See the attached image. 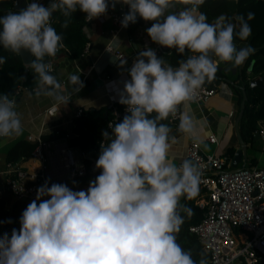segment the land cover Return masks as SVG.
I'll return each mask as SVG.
<instances>
[{"label":"clouds","instance_id":"9594fccd","mask_svg":"<svg viewBox=\"0 0 264 264\" xmlns=\"http://www.w3.org/2000/svg\"><path fill=\"white\" fill-rule=\"evenodd\" d=\"M117 3L128 6L122 27L139 16L152 22L146 30L152 42L191 55L173 67L151 48L138 52L118 101L128 114L109 125L111 134L102 133L105 142L95 164L100 174L86 191L63 183L49 187L45 181L22 212L19 231L0 237V264H209L205 253L194 260L192 251L177 242L184 223L181 213L193 215L181 198L192 200L199 194L202 170L190 159L179 167L170 162L176 137L163 121L176 119L180 107L215 79L218 63L239 67L255 52L234 43L236 37L243 41L251 35L254 13L246 18L220 15L209 23L199 11L205 0H51L47 7L34 0L0 16V46L18 55L30 52L35 95L67 104L84 85L79 74H72L73 91L65 94L51 74L45 58H55L65 47L52 26L53 14L65 17L61 27L66 28L77 8L91 21ZM177 5L185 7L174 10ZM5 63L0 57V65ZM15 109L14 99L0 95V138L23 134ZM177 131L195 136L193 116L179 115Z\"/></svg>","mask_w":264,"mask_h":264},{"label":"crops","instance_id":"0c3cea01","mask_svg":"<svg viewBox=\"0 0 264 264\" xmlns=\"http://www.w3.org/2000/svg\"><path fill=\"white\" fill-rule=\"evenodd\" d=\"M27 2L29 4L34 0H27ZM35 2L47 7L51 0H35ZM182 7L185 6L177 5V9L174 10H179ZM58 15V12L55 13L53 18H58ZM148 23L144 22L138 26H133L130 23L126 28L113 35V23L107 15L86 22L85 28L89 37L88 52L74 58L66 50L61 49L54 58L55 74L59 79L64 80V83L61 84L64 86L62 91L65 94L73 91V85L69 80L72 74H79L84 85L78 92L72 94L67 104L56 103L52 98L43 95L37 97L35 95L36 84L32 88L21 84L17 85V87L21 86L22 88L17 98L15 110L20 114L23 134L19 137L0 138V168H3L7 162L6 151L8 147L20 137H27L29 134L41 136L48 134L51 138L55 131H59L60 134L72 133L71 127L77 118L74 115L77 107L107 113L110 105L119 101L124 83L130 80L128 70L135 62L138 52L147 48H151L155 52L158 49L167 50L151 41L146 31ZM108 43L122 51L125 56L118 58L112 52L105 50ZM234 43L237 48L247 46L236 39H234ZM213 59L216 58L213 57ZM25 67L29 68L30 65L24 64ZM218 70L223 75L212 82V85L215 86L212 96L205 101H191L183 106L181 115L188 113L194 118L195 136L177 131L179 118L175 123H169L172 129L170 135L176 137V142L171 144L168 159L177 167L188 158L187 148L191 140H197L202 150L207 154L214 155L226 156L229 147L233 148L235 153L240 146L236 136L235 121L240 109L242 88L244 87L240 82L241 74H239L238 67H232L231 64L224 62L218 63ZM246 73L249 81L262 77L260 75L256 78L249 69L246 70ZM165 123L167 122L165 121ZM210 133L216 135L215 143L209 142L207 139ZM244 141L247 146V154L254 152L257 157L256 165L264 167V145L260 138L254 140L252 136L251 140ZM210 144L212 145L209 146ZM208 147L210 150L206 151ZM247 154L241 158L237 166L246 165ZM231 159L232 157L227 159L230 168H232ZM18 162L23 169L28 171L37 170L41 166L40 161L33 158H25ZM93 163L95 162L92 161ZM54 166L58 169V160L54 161ZM48 167L52 168L53 166L49 164ZM4 176L5 174L0 172V237L4 233H8L10 238L12 229L19 231V218L32 201L15 197L9 189L2 185ZM66 178H68L66 173L56 172L51 177V181ZM39 202L37 201V203Z\"/></svg>","mask_w":264,"mask_h":264},{"label":"built area","instance_id":"2783aa9c","mask_svg":"<svg viewBox=\"0 0 264 264\" xmlns=\"http://www.w3.org/2000/svg\"><path fill=\"white\" fill-rule=\"evenodd\" d=\"M15 3L16 0L13 1V5ZM127 10L128 6L121 4L118 10H107L106 15L113 23V35L124 28L121 26V20ZM85 22L89 21L85 19ZM105 50L112 52L118 58L125 56L111 43L105 46ZM87 52L88 44L83 48L81 55ZM47 61L52 65L51 74L60 83H64V80L59 79L55 74L54 58H47ZM21 88V86L16 87L9 99H14L17 103ZM214 91V85L205 83L194 101H205ZM183 106L184 104L180 107L176 119L168 120L170 123L178 120ZM83 110L82 107H77L75 117L81 116ZM127 114L125 105L118 101L112 103L106 120L107 127L110 129V124L114 125ZM255 131L258 132L264 145L263 118L257 120ZM107 132L111 134L110 130ZM27 139L36 141L27 158L39 160L40 168L28 171L23 169L18 161H7L4 167L0 168V172L5 174L2 185L15 197L33 201L37 189L44 185L45 181H48L50 187L51 177L56 172L66 173L70 180L86 174L85 152L79 146L68 142V134L55 131L51 138L29 134ZM207 139L215 143L216 135L210 133ZM103 142H105L104 137L101 135L96 141L99 153ZM187 157L202 170L200 186L204 189L203 196L198 200V206L203 210L202 218L190 225L189 231L202 242L209 264H257L260 260H264V167L244 165L232 169L228 167L225 155L207 154L197 140L189 142ZM57 160L58 169L54 166V161ZM49 164L53 167L49 168ZM95 164L96 162L93 166Z\"/></svg>","mask_w":264,"mask_h":264},{"label":"trees","instance_id":"16d2710c","mask_svg":"<svg viewBox=\"0 0 264 264\" xmlns=\"http://www.w3.org/2000/svg\"><path fill=\"white\" fill-rule=\"evenodd\" d=\"M48 1V0H46ZM111 3V0H109ZM109 9L118 10L119 3L113 9L111 6ZM10 11H19L14 8L13 0H0V16L5 15ZM200 12H203L208 17V22L212 23L220 15L227 17H235L237 15H244L245 18L249 12L254 13V18L249 21L251 26V35L247 40H240L238 37L235 39L241 43H245L247 46H251L255 49V52L249 56V58L241 66V78L240 82L246 89V102L242 118L239 122L240 134L244 140H251L257 127V120L259 118L264 119V87L256 86L251 88L249 86V79L247 78L246 70L248 69L250 62L251 74L256 78L260 75H264V0H205V3L199 8ZM128 12V10H127ZM59 13V12H58ZM85 13L81 12L79 8L73 13L72 20L66 28H62L61 24L64 22L65 17L60 13L58 18L52 19V26L56 29L58 34L63 37L64 50L68 52L72 57L78 58L81 56L83 48L89 41L88 34L85 28ZM144 22L139 16L135 23H131L133 26H138ZM152 22L148 23V28L151 27ZM238 31V28H237ZM158 57L163 58L168 64L173 67L178 66V61L186 59L191 53L185 52L183 56L177 54L175 49H168L162 51L156 50ZM0 57L6 58V63L0 65V95L11 96L17 85L21 84L25 87L32 88L37 84V78L31 67L28 68L26 78L22 80V72L24 70V64L20 55L14 54L11 51L5 50L0 46ZM34 57H32V60ZM47 59V57L45 58ZM223 74L217 70L215 74V80H218ZM264 80V77H263ZM212 81V82H213ZM212 82L207 84H212ZM109 109L107 113H102L99 110L86 109L83 110L81 116L75 118V122L72 125V133L68 134V142L71 145L79 146L85 152L84 162L86 166V174L70 180L60 179L51 181L53 183L66 184L73 191L87 190L89 182L95 180L100 174V170L93 166L92 161L96 162L99 156L98 149L96 147V141L100 138L103 132L110 130L107 127V116L109 115ZM105 115H107L105 117ZM123 120L120 119L117 123ZM166 124L170 122L166 120ZM165 123V121H163ZM43 138H49L48 134H42ZM36 141L28 140L27 137H20L17 139L6 151L7 161H20L29 156L34 148ZM234 154V149L229 147L226 151L227 159H230ZM256 154L254 152H248L246 157L245 166L256 165ZM204 189L199 185V194L192 200H186L181 198V203L191 208L193 215L188 217L185 213H181L184 216V223L181 225L180 232L177 236V242L185 249L191 250L194 260L200 259V254L207 253L204 251L203 244L199 238L189 231V226L198 222L202 218L203 210L198 206V200L203 196ZM257 264H264V260H260Z\"/></svg>","mask_w":264,"mask_h":264},{"label":"water","instance_id":"95a60500","mask_svg":"<svg viewBox=\"0 0 264 264\" xmlns=\"http://www.w3.org/2000/svg\"><path fill=\"white\" fill-rule=\"evenodd\" d=\"M27 4H28L27 0H16V3L14 4V8L18 9V10H22V9H25L27 7ZM54 15H55V13L53 14V17H54ZM163 48L167 49L166 47H163ZM20 57H21L22 62L26 66L30 65V62L32 61V56H31L30 52H28L27 50H21ZM252 64H253V61L250 62V65L248 67L249 70H251V65ZM27 71H28V68L25 67L24 70H23V74H22V79L23 80L26 77ZM238 71H239V74H241V66L238 67ZM249 86L251 88H254L256 86L264 87L263 76L258 78V79L250 80L249 81ZM246 98H247L246 89H245V87H243L242 88V99L240 101V109H239V112H238V115H237V118H236V121H235L236 136L238 138L240 146H239L238 149H236L235 153L232 156V159H231V162H230L232 169H235L237 167L239 161L241 160V158H244L246 156V154H247L246 142L242 139V137H241V135L239 133V129H238L239 120L241 119V117L243 115V112H244ZM253 137H254V140L259 138L258 132L255 131L254 134H253ZM186 159H190V158H186ZM190 160H192V159H190Z\"/></svg>","mask_w":264,"mask_h":264},{"label":"rangeland","instance_id":"374dc122","mask_svg":"<svg viewBox=\"0 0 264 264\" xmlns=\"http://www.w3.org/2000/svg\"><path fill=\"white\" fill-rule=\"evenodd\" d=\"M212 144H210L209 146H211ZM210 150V147H208L207 149H206V151H209Z\"/></svg>","mask_w":264,"mask_h":264}]
</instances>
